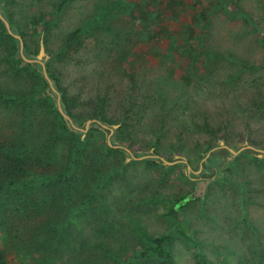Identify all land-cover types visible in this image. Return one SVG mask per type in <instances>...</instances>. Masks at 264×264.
<instances>
[{"label":"rangeland","instance_id":"obj_1","mask_svg":"<svg viewBox=\"0 0 264 264\" xmlns=\"http://www.w3.org/2000/svg\"><path fill=\"white\" fill-rule=\"evenodd\" d=\"M34 1L26 10V4L16 0L12 9L16 20H22L21 26L27 24V32L31 39L35 35H39L40 40L43 38L41 23L49 17L55 18L57 6L64 1L65 4L56 17L60 22L52 28L54 32L58 36L60 34L67 36L76 27L93 30L94 34L90 31L78 49L71 52L72 57L70 61H65L62 70L70 87L74 88L79 82L88 83L89 86L84 87L88 96L101 93V88L106 91L107 97L112 96V99L108 97L106 100V110L110 111V115L115 116V113L122 112L118 101L129 94L132 97L134 95L132 88H128L130 87L128 76H124L123 73L127 60H133L138 84L145 85L138 89V100L133 103V112L141 114L142 119L139 122L136 120L135 123L131 121L130 124L133 125L128 124L125 127L128 128V133L122 131L120 136L128 139L125 141H131L133 149L148 151L152 157L147 158L165 159L166 156L169 158L167 162L183 161L188 165L190 172L194 171V174L198 175L197 167L203 160L198 159L197 149L203 150L210 139L203 131L195 130L192 120L189 119L190 113L179 116L178 111L180 108L183 111L188 109L195 111L197 102H210L214 99L213 91L223 82L224 89L228 92L226 98L232 103L226 107L227 113L220 108L216 117L220 119L225 115L234 116L240 124L245 117V126L251 124L255 129L264 126V119L260 120L264 118V63H258L259 60L264 59L263 49H260L262 48L260 34L264 33V0H169L167 3H163V0ZM160 4H164L165 7L159 6ZM167 8L173 9L172 16L163 14V10L165 13ZM183 13L191 16L189 22H182L176 32H172L170 28L164 29L165 33L175 35L173 46L179 55L178 60L185 59L187 53L185 49L199 45L198 38L202 36L206 37L204 45L212 46L215 53H212L213 60L209 64L205 62L201 69L191 70L188 64L185 74L191 75L194 79L188 83L179 82L177 85L179 87H172L173 96L177 98L175 103L178 102L177 115H169L174 117L170 127L171 133L160 140L155 137L154 132L160 125L159 119L166 112L157 91L147 89L154 88L152 86L154 83L160 82L163 85L161 81L173 80L170 78L171 71L176 66L177 58L173 59L166 52H164L166 54L160 53L156 46L148 44L146 48L141 43L145 33L147 37L155 36L154 33L149 32V23L162 25L163 21L175 19ZM31 15L34 16V21H26L25 19H29ZM232 16L235 17L231 18ZM248 16H253L257 20L255 26L243 21V18ZM98 25L107 28L106 32L101 33L96 28ZM110 25L112 28L108 30ZM115 33L120 44L112 47L111 52L108 53L109 50H106L108 47L104 42L109 41L108 34ZM135 39L140 43L136 50ZM182 39H186L188 48L184 47ZM33 45L34 42L30 41L27 51L35 55L38 51L36 52ZM51 45L53 48L54 43ZM250 52L253 55L251 63L255 65L254 69L243 68L239 63H234L232 57L244 59ZM77 57L79 59H76ZM104 57L107 59H103ZM104 61L108 66L101 67ZM93 68L95 72L91 74ZM221 75L226 77V80L228 76H233L235 81L239 82L233 85L226 80L221 81ZM97 76L104 79L98 87L95 85ZM214 76L217 79L212 81ZM89 78L92 82H88ZM229 80L233 81L232 78ZM229 87L230 90L234 88L237 90L230 91ZM179 88L184 89L185 93ZM255 104L261 109L257 115L253 109ZM138 107L144 111H138ZM167 108L166 104L168 111ZM243 108L246 111L244 116ZM247 109L251 110L252 114H248ZM217 118L215 121L218 120ZM85 122L84 128H77L84 134L82 139L89 132L91 125L84 131ZM98 128L104 132L108 131L104 137L106 145L113 149H127L132 156L127 161L130 155L125 151L127 156L124 155V158L120 159L124 162L123 172L117 176L115 174L111 179L114 181L113 188H107L108 191L101 190L97 198L95 197L94 204L88 206L87 216L89 220L93 218L97 227V232L93 235H95L94 239L98 238L94 243L97 245L100 264H113L116 257L123 258L148 246L149 242L145 236L164 234L170 236L166 245L170 249L174 264H264V165L244 158L240 161L237 176L229 179H209L204 195L195 197L193 194V199L199 198V200L194 201L189 208L179 210L183 216L179 219L181 223L178 225L165 215L169 203L163 196H177L188 192L189 184L181 177L180 172L177 169L173 171V168L167 169L166 172L153 165L147 166L143 162L147 158L134 159L137 157L132 155V151L123 147L121 141L117 139H115L116 145H109L108 139L110 140L120 125L114 129L109 138L110 126L108 129H103L98 124ZM132 131L134 132L130 134ZM246 134L244 133L245 136ZM180 136L185 142L184 148L172 149L170 144H174ZM245 136L243 142L239 143L240 148L244 145L254 148L257 151L245 150L252 151V156L257 157L260 153L259 149L253 147ZM155 138L159 144L158 153L154 148L149 149ZM197 141L199 145H194ZM229 141L238 140L230 138ZM150 150L152 151L149 152ZM163 165L173 167L175 164ZM181 169L185 172L184 167ZM188 173L187 169L186 175ZM195 191L196 188L194 193ZM160 194L161 197H157ZM98 201L103 202L105 206L101 208ZM178 207L179 205H176L175 210H178ZM86 232L91 231L86 230ZM103 243L110 248L109 251L100 249ZM11 260L13 264L27 262L25 260L24 263V260L19 258ZM143 264L161 263L148 260Z\"/></svg>","mask_w":264,"mask_h":264},{"label":"trees","instance_id":"obj_2","mask_svg":"<svg viewBox=\"0 0 264 264\" xmlns=\"http://www.w3.org/2000/svg\"><path fill=\"white\" fill-rule=\"evenodd\" d=\"M15 1L0 0L1 15L8 21L11 31L21 37L23 55L27 59H35L36 54H29L27 49L29 42L33 41V47L37 52L40 37L35 35L31 39L27 32V24L21 26L22 20H16L12 10ZM17 1L26 4V10L30 8L32 2H35L34 0ZM168 1L163 0V3ZM64 4L65 1L57 6L55 18L46 17L47 19L41 23L43 44L45 53L48 55V59L44 61L45 70L57 93L50 90L39 63L29 64L20 57L19 41L7 34L0 20V264H13L12 258L22 259L24 263L26 260L25 264L99 263L97 245L94 243L98 238L94 239L95 235H93L97 232V227L93 218L89 220L87 216L88 206L94 204L95 197L97 198L101 190L108 191L107 188H113L114 181L111 179L115 174L117 176L123 172L124 162L120 159H123L124 155L127 156V153L122 148L113 149L106 145L104 137L108 131L104 132L99 129L97 123L90 125L89 132L82 139L84 134L78 129L84 128L85 121L94 119L110 127L120 125V128L110 138L112 146L116 145L115 139H117L137 158L150 155L148 151L133 149L132 142L125 141L128 139L120 136L122 131L128 133V128L125 127L131 121L135 123L136 120L139 122L142 119L141 114L133 112V103L138 100V89L140 90L145 85L138 84L137 70L132 59H128L124 64L123 73L124 76H128L130 86L128 88H132L134 95L132 97L129 94L118 101L122 112L115 113V116L110 115V111L106 110L107 98L112 99L113 97H107L103 88H101V93L88 96L84 90L88 83L79 82L74 88L67 84L62 67L65 65V61H70L71 52L76 51L80 43L85 41L86 35L93 30L76 27L67 36L61 34L58 36L52 28L60 22V19L56 17ZM159 6L165 7L164 4ZM173 12L172 8H167L165 13L163 10L164 15L172 16ZM227 13L231 15L228 11ZM190 17L183 13L175 19L163 21L162 25L149 23V32L154 33L155 36L147 37V33H145L143 42L141 41V44L146 48L150 44L158 47L160 53L166 52L173 59L177 58L176 66L172 69L170 77L173 79L171 80L173 83L170 80H163L161 81L163 85L157 82L152 84L154 88L147 89L157 91L166 112L159 119L160 125L154 132L155 137L157 136L160 140L171 133L170 127L174 117L169 115H177L178 102L175 103L177 98L173 96L172 87L179 85V82L188 83L194 79L191 75L185 74L188 64H190L191 70L201 69L205 62L209 64L213 60L212 53H215L212 46L204 45L205 36L198 38L199 45L196 47H189L186 39H182L184 47H189V49H185L187 51V53L185 52L186 58L178 60L179 55L173 46L175 35L165 33L164 29L170 28L169 30L176 32L180 29L182 22L190 21ZM25 20L34 21V16L31 15L29 19ZM36 21L38 20L36 19ZM243 21L250 26H255L257 20L253 16H248L243 18ZM96 28L101 33L107 30V28H103V25H98ZM108 28L111 30L112 26L110 25ZM115 35L116 33L108 34L109 41L104 42L108 47L106 49L109 50L108 53L111 52L112 47L120 44ZM260 38L262 47L260 49H263L264 52V33L260 34ZM138 42V40L135 41L137 43L134 47L135 50L140 44ZM52 43H54L53 48ZM252 57L250 52L244 59L237 58V56L232 58L234 63H239L243 68L254 69L255 65L251 63ZM105 63L106 61L101 67L108 66ZM258 63H264V59L262 58ZM94 72L95 68L91 74ZM231 78L233 81L229 80ZM215 79L217 77L214 76L212 81ZM220 80L225 81L226 77L221 75ZM103 81L101 76H97L96 87L101 86ZM226 81L233 85H237L239 82H236L233 76H228ZM88 82H92V79L89 78ZM147 84H149L148 81ZM179 89L185 93L184 89ZM236 90L237 88H234L230 91ZM57 94L63 111L78 129L72 128L58 112ZM227 94L224 82L220 83L212 93L213 100L208 103L197 102L195 111L188 109L184 112L181 108L178 111L179 116L190 113L189 119L192 120L195 130L203 131L210 139L203 150L197 149L196 155L199 160H203L211 149L216 148L197 167V171H200L198 175H195L194 171L186 175L188 165L183 162H178L173 167H165L159 159L147 158L143 161L147 166L153 165L166 172L170 168H173V171L177 169L186 183L188 182L190 187L188 192L177 196H163L169 203L165 215L171 218L175 224L180 225L181 223L179 219L183 215L179 210L189 208L194 201L199 200V198L193 199L194 190L199 182H208L211 178L229 179L232 176H237L240 161L244 158L264 165V157H254L250 150H243L235 158L228 160L231 153L228 149L219 147L218 142L222 140L227 147L238 151L239 143L243 142L244 133H247L249 143L256 149L264 151V126L258 129H255L251 124L245 126V117L243 118V116L246 111L244 108L243 116H241L242 124L237 123L234 116L227 117L225 115L223 118L219 116L220 119L216 117L220 108L224 113H227L225 112L226 107L232 103L229 98H226ZM95 102L98 104L96 105ZM253 109L256 115L261 111L256 104ZM138 111H144V109L138 107ZM247 113L252 114L249 109H247ZM259 117L261 118V115ZM215 118L218 120L215 121ZM180 127L182 128V123ZM230 138L238 141L230 142ZM153 141L149 149L154 148V151L157 152L159 144L156 138ZM184 143L180 136L174 144H170V147L178 150L184 148ZM194 145H199L198 141ZM164 160L167 161L169 158L165 156ZM172 161L175 160L172 159ZM181 167H184L185 172H182ZM260 169L261 167H259ZM157 197H161V194ZM98 205L101 208L105 206L103 202L99 203V201ZM176 205H179L178 210H175ZM86 230L91 232H86ZM145 238L149 242L148 246L129 253L123 258L116 257L113 264H143L148 260L161 264H174L170 249L166 245L170 240L169 235L145 236ZM105 245L106 243H103L100 249L105 252L109 251L110 248Z\"/></svg>","mask_w":264,"mask_h":264},{"label":"water","instance_id":"obj_3","mask_svg":"<svg viewBox=\"0 0 264 264\" xmlns=\"http://www.w3.org/2000/svg\"><path fill=\"white\" fill-rule=\"evenodd\" d=\"M0 20L2 21V23H3V25H4L5 29H6L7 34L10 35V36H12V37H14L15 39H17V40L19 41V52H20V57H21L24 61L29 62V63H33V62H35V63H39V64L41 65V67H42V74H43V76H44V79L46 80V82H47V84H48L50 90H51L52 92H54V93H57V92H56V89L54 88V86H53V84H52V81L49 79V77H48V75H47V73H46V70H45V63H44V61H45L48 57H47V55H46V53H45V48H44V44H43V40H42V38H41V40H40V43H39V50H38V53H37L36 56H35V59H27V58L23 55V41H22L21 37L18 36V35H15V34L11 31V29H10V25H9L8 21H7L2 15H1V12H0ZM56 106H57V110H58V112L61 114V116H62L66 121H68V123L70 124V126H71L72 128H74V129H77V128L75 127V125L72 123L70 117H69L68 115H66L65 112L63 111V109H62V107H61V105H60L59 95H58V94H57ZM92 123H97V124H99L103 129H108V126H106V125H104V124H102V123H100V122H98V121L92 119V120H88V121L85 122V129H84V131H86V130L88 129L89 125L92 124ZM117 127H118V125H112L111 128H109V130H110V134H109L108 138L111 136V134L113 133L114 129H116ZM108 144L111 145V142H110L109 139H108ZM218 145H219V147H221V148H226V149H228V151L231 153V156L228 157V160H232V159H233L238 153H240L241 151H243V150H245V149H251V150L257 151V150H255L254 148L249 147V146H247V145L242 146L238 151H234V150L230 149L229 147H227V146L224 144L223 141H219V142H218ZM215 149H216V148L211 149V150L205 155V158L203 159V161H205V160L209 157L210 153H211L212 151H214ZM125 151L130 155V157H128V158L126 159V160L128 161V160H130V159L132 158V156H131L129 150L125 149ZM151 151H152V150H150L149 152H151ZM258 152H260V153L257 154V157H259V158L264 157V151L258 150ZM147 157H152V156L148 155V156H145V157H139V158H134V159H143V158H147ZM158 159H159L160 161H162V162H163L164 164H166V165H174V164H176V163H178V162H181V161L167 162V161L164 160L163 158H159V157H158ZM182 162H183V161H182ZM187 169H188L189 172H190L189 167H187ZM196 173H199V172L197 171ZM207 183H208V182L205 181V182H199V183L197 184V186H196V191H195V193H194V196H195V197H202V196L204 195V193H205V189H206V184H207Z\"/></svg>","mask_w":264,"mask_h":264}]
</instances>
